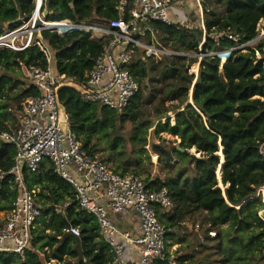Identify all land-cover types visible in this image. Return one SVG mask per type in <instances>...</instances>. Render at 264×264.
<instances>
[{
  "label": "trees",
  "instance_id": "16d2710c",
  "mask_svg": "<svg viewBox=\"0 0 264 264\" xmlns=\"http://www.w3.org/2000/svg\"><path fill=\"white\" fill-rule=\"evenodd\" d=\"M118 1L44 0L43 10L47 11L48 19H97L98 23L109 24L122 18L117 10ZM219 3L222 10L216 9ZM201 4L205 30L199 25L196 4L193 8L181 5L172 9L175 23H150L163 46L178 50L199 52V40L203 36L201 51L206 54L200 61L197 77L189 74L192 62L185 56L165 57L156 65L137 53L130 69L140 90L121 113L83 99L78 88L72 85L60 86L57 94L70 114L72 129L94 158L108 163L113 170L125 173L133 168L134 173L139 174L144 168L140 150L145 151L147 144V125L141 118L142 96L144 88L145 91L148 88L144 81L152 72L158 75L162 88L167 86L165 92L173 99L179 97L175 124L171 125L168 120L161 124L162 130L180 138L183 151L177 149V152L194 165L193 177L181 174L174 180H144L150 188L168 187L170 190L173 208L167 212L157 207L159 220L171 228L187 220L195 221L202 212L205 214L202 220L211 224V228L228 225L225 235L220 230L213 238L221 264H264L261 263L264 260L261 254L264 219L259 214L262 211L264 217V203L261 195L256 197L264 186V155L259 150L264 137V59H257L251 47L246 52L234 51L224 61L209 54V50L235 45L232 40L219 38L222 30L239 33L242 41L255 37L257 24L264 19V0H201ZM34 7L35 0H0V34L5 27L20 24L17 21L20 17H29ZM192 18L195 25L191 23ZM42 35L54 59L51 65L54 71L76 82L85 80L110 38H91L81 30L60 34L46 29ZM23 65L47 67L50 60L37 47L24 51L0 49V127L9 128L13 120L17 121L16 125L24 100L38 93L28 78L26 82L27 79L8 73ZM17 88L20 94L12 96ZM191 99L193 104L189 103ZM11 117L13 120L9 121ZM126 123L132 125L129 144L122 135ZM193 147L200 156L189 154L188 150ZM100 151L109 152L108 158L98 156ZM15 153L12 144L0 140L1 170L11 168ZM24 178L42 205L39 221L44 229L53 233L58 245L50 255L42 254L35 246L39 240L36 234L24 255L0 253V264H111V248L100 235L95 216L80 208L74 186L56 173L49 160H45L36 173L25 169ZM219 182L224 186L229 182L230 186L223 192ZM16 194L13 176L8 175L0 181V210L9 211ZM64 202H70L65 210ZM69 225L79 227L80 235L67 233L65 228ZM174 234L169 232V235Z\"/></svg>",
  "mask_w": 264,
  "mask_h": 264
},
{
  "label": "built area",
  "instance_id": "2783aa9c",
  "mask_svg": "<svg viewBox=\"0 0 264 264\" xmlns=\"http://www.w3.org/2000/svg\"><path fill=\"white\" fill-rule=\"evenodd\" d=\"M189 2L197 5L199 25L205 30L201 0H119L117 10L122 18L109 24L67 18L48 19L47 11L43 10L44 0H35L29 17H20L17 20L20 24L15 27H5L0 34V49L24 51L37 47L50 60V48L42 35L46 29L60 34L81 30L89 33L91 38L110 36L85 80L76 82L75 87L83 99L121 113L140 90L139 82L130 69L139 48L158 56L170 54L169 50L144 41L148 32L154 33L150 23L177 22L171 15L172 9L181 5L193 8ZM218 36L235 44L212 54L222 61L234 51L246 52L249 47L253 48L257 59H264V19L257 24L255 37L248 41H242L239 33L229 30L220 31ZM22 67L38 93L24 100L16 125L0 127V140L12 144L16 149L11 168L8 171L0 169V181L12 175L17 186L12 208L0 217V253L24 255L31 248L42 205L26 182L24 170L36 173L42 163L49 160L56 173L74 186L75 199L80 208L95 216L100 235L111 248V264H161L163 261L176 264L168 255L169 232H176V227L167 228L156 213L159 206L167 212L173 208L169 188H150L141 175L113 170L108 163L94 158L72 129L70 114L58 98L57 90L64 84L63 81L72 79L55 72L51 65ZM259 150L264 155V137ZM220 185L224 192L230 183ZM69 205L70 202H64V210ZM129 212H135L139 218L136 234L115 223L113 218V215ZM260 216L264 219L262 214ZM181 223L197 231L201 240L217 235V231L209 225L205 229L206 234H202L201 223ZM65 231L80 235L77 226L69 225ZM261 254L264 257V234Z\"/></svg>",
  "mask_w": 264,
  "mask_h": 264
},
{
  "label": "rangeland",
  "instance_id": "374dc122",
  "mask_svg": "<svg viewBox=\"0 0 264 264\" xmlns=\"http://www.w3.org/2000/svg\"><path fill=\"white\" fill-rule=\"evenodd\" d=\"M192 4V2H189ZM193 5V4H192ZM194 6V5H193ZM218 10H222L223 6L221 3L216 7ZM195 18H192L191 23L195 25ZM100 20L94 19L92 22H98ZM199 38V37H198ZM157 37V33L154 32L151 36L145 37L144 41L153 42L159 48H165L170 51V54L164 55H156L152 52H145L142 48H139V56L147 61H154L156 65L163 58L172 57V56H185L187 61H191L189 74H194L195 77L198 76L200 61L206 53L202 52V43L204 42L203 36L199 40L198 51L193 50H178L172 46H163ZM158 44L162 46H158ZM219 51V49L209 50V54H214ZM148 56L151 58L148 59ZM54 59L50 58V65H53ZM197 66V67H196ZM196 67V68H195ZM8 70L5 69V72ZM75 71V70H74ZM73 71V72H74ZM21 75H20V73ZM155 72V71H154ZM8 73L13 74L14 76H20L24 79H27L24 71V67L18 68L15 67V71H8ZM149 79L150 82H149ZM144 81L147 85V89L142 96V105H141V118L144 121L145 125H147L146 138L147 144L145 145V151L142 149L141 157L143 158L144 168L139 173L144 180L148 179H161V180H174L176 176L183 174L184 176L193 177L194 176V165L190 163L189 159L186 156H182L177 152V149L180 151V138L176 135H173L168 130H162L161 124H165L168 120L171 122V125L175 124V113L176 106L179 104V97L177 99H173V96L169 93H166L165 90L167 86H163L160 81V77L155 75L152 72V76ZM26 82H29L28 79ZM64 84L76 86V81L68 79L63 81ZM63 84V85H64ZM191 91V90H190ZM20 89L17 88L12 91V96L20 94ZM191 93H189L190 95ZM13 116V114H12ZM13 117L9 119V121L13 120ZM16 120H13L10 125H14ZM132 125L130 123H126L123 125L122 135L125 139V142L128 143L131 136ZM129 144V143H128ZM189 154L192 156H200V152L197 151L195 147L188 150ZM98 156H102L104 158H108L109 152L100 151L97 153ZM218 171V169L216 170ZM130 173H134L133 168L128 171ZM217 174V173H216ZM218 181H220V177L218 176ZM220 185V182L218 184ZM263 190V191H262ZM41 192V189H38V192ZM261 193L262 202L264 203V186L261 187L256 197ZM7 211L0 210V217H3ZM262 214V211L259 212ZM204 213L200 212L199 217L194 221L187 220V222L195 223L199 222L202 224L203 230L202 234L205 233V229L208 225H211L207 222H204L202 219L204 218ZM263 216V215H262ZM176 232L174 235H169L171 242L168 244V255L171 260H175L176 264H221L219 262V255L216 251V241L213 238L216 237H205L204 240L199 238V234L194 229H190L182 223L175 225ZM36 234L39 236V241L37 242V248L41 251L42 254L50 255L52 249L57 247L56 239L53 237V233L50 230H46L43 228L42 223L39 221L38 226L36 227ZM214 228V227H213ZM217 233L221 230L222 234L225 235L228 229V225H221L217 228H214ZM217 236V235H216ZM45 255V256H46ZM73 263L75 260H71ZM264 260H261L263 263ZM45 264H49V262H45Z\"/></svg>",
  "mask_w": 264,
  "mask_h": 264
},
{
  "label": "crops",
  "instance_id": "0c3cea01",
  "mask_svg": "<svg viewBox=\"0 0 264 264\" xmlns=\"http://www.w3.org/2000/svg\"><path fill=\"white\" fill-rule=\"evenodd\" d=\"M113 218H114L115 223H117L121 227L129 229L135 234L138 231L139 218L135 212H129L125 215H120V216L113 215Z\"/></svg>",
  "mask_w": 264,
  "mask_h": 264
},
{
  "label": "water",
  "instance_id": "95a60500",
  "mask_svg": "<svg viewBox=\"0 0 264 264\" xmlns=\"http://www.w3.org/2000/svg\"><path fill=\"white\" fill-rule=\"evenodd\" d=\"M190 97H191V94H190ZM192 98V97H191ZM193 100V99H192ZM191 100V101H192ZM189 103H191V104H193V101L192 102H189ZM181 150H183V148H181V147H179ZM261 195V193H259V195L257 196V197H259Z\"/></svg>",
  "mask_w": 264,
  "mask_h": 264
},
{
  "label": "bare ground",
  "instance_id": "6f19581e",
  "mask_svg": "<svg viewBox=\"0 0 264 264\" xmlns=\"http://www.w3.org/2000/svg\"><path fill=\"white\" fill-rule=\"evenodd\" d=\"M190 98H191V97H189V99H190ZM191 100H192V99H191ZM191 100H189V102H192V101H193V100H192V101H191Z\"/></svg>",
  "mask_w": 264,
  "mask_h": 264
}]
</instances>
